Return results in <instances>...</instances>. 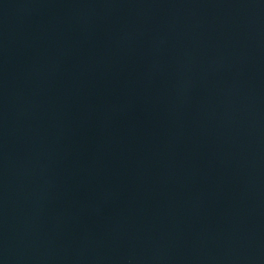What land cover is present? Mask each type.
I'll use <instances>...</instances> for the list:
<instances>
[{"label": "water", "instance_id": "obj_1", "mask_svg": "<svg viewBox=\"0 0 264 264\" xmlns=\"http://www.w3.org/2000/svg\"><path fill=\"white\" fill-rule=\"evenodd\" d=\"M0 264H264V0H0Z\"/></svg>", "mask_w": 264, "mask_h": 264}]
</instances>
